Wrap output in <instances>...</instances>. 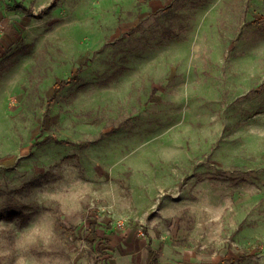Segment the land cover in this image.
I'll use <instances>...</instances> for the list:
<instances>
[{
  "label": "rangeland",
  "instance_id": "1",
  "mask_svg": "<svg viewBox=\"0 0 264 264\" xmlns=\"http://www.w3.org/2000/svg\"><path fill=\"white\" fill-rule=\"evenodd\" d=\"M53 1L0 0V264H264V0Z\"/></svg>",
  "mask_w": 264,
  "mask_h": 264
},
{
  "label": "trees",
  "instance_id": "2",
  "mask_svg": "<svg viewBox=\"0 0 264 264\" xmlns=\"http://www.w3.org/2000/svg\"><path fill=\"white\" fill-rule=\"evenodd\" d=\"M55 2H56V0H54V1L52 2V5H53ZM46 11H47V8L44 9V10L42 11V13H45ZM79 71H80V70H79ZM75 77H76V76H75ZM66 84H67V82H62L60 88L64 87ZM57 91H58V90H57ZM48 140H50V138H46L44 141H48ZM55 141H57V142H61V141H59V140H55ZM155 260H156V259H155Z\"/></svg>",
  "mask_w": 264,
  "mask_h": 264
},
{
  "label": "crops",
  "instance_id": "3",
  "mask_svg": "<svg viewBox=\"0 0 264 264\" xmlns=\"http://www.w3.org/2000/svg\"><path fill=\"white\" fill-rule=\"evenodd\" d=\"M152 257H153V261H157L158 260V255H157L156 251H152Z\"/></svg>",
  "mask_w": 264,
  "mask_h": 264
}]
</instances>
